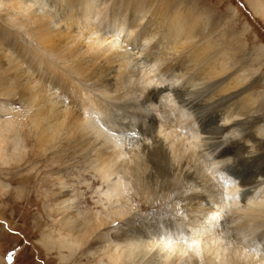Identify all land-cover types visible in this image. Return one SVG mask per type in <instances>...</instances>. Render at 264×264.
I'll list each match as a JSON object with an SVG mask.
<instances>
[{"label": "rangeland", "instance_id": "374dc122", "mask_svg": "<svg viewBox=\"0 0 264 264\" xmlns=\"http://www.w3.org/2000/svg\"><path fill=\"white\" fill-rule=\"evenodd\" d=\"M41 1L44 5L49 4V0L47 2L35 0L29 10L31 12L37 10ZM70 1L74 3L76 0H51V6L38 9L37 11L40 12L37 16L53 13L56 10L59 15L65 17L67 13H64V10L66 5L71 3ZM189 1H196L199 6L205 7L209 13L214 14L215 24L218 22L215 29L219 28L217 31L226 33L224 38L219 37V41L217 39L213 41V50L223 49L222 51L227 52L233 49L231 54L234 55L230 56L228 52V56L234 59L233 64L227 67L213 64L211 76L216 81L228 77L226 85L231 89L228 88L229 91H226L225 95L242 90L244 93H241L240 97L249 100L245 108L258 123L251 128V132L254 129L252 141L246 131L235 127L226 131L224 139L231 140V137L236 136L237 142L240 140L249 142L250 153L259 158L255 164L260 160L263 163L264 152L260 153L264 151V140H262L264 133L261 132L264 128V0ZM97 2H102L98 10L99 13L101 12L98 15L102 18L106 17V10L111 9L116 1ZM255 2L262 7L259 14H255L250 6ZM10 3L9 0H0V121L12 122L17 136H13L14 131L0 132V264H134L132 259L137 257L131 256L129 252L123 253L122 250L120 252L123 254L117 260L108 258L112 255L113 245L117 243L114 239L116 236L122 237L125 232L135 234L136 229H145L152 225L170 226L175 222L185 224L188 216H191L195 209L194 206L186 205L191 186L188 183V175L182 169L183 160H179L182 154L178 153L179 155L171 159L170 155L161 152L157 147L151 148L152 139L145 133L147 115H145L144 101L149 99L152 89L151 87L143 89L142 86L137 85L136 75L131 73L124 63L127 59L118 56L108 60L105 55L94 57L91 54L88 50L89 46L85 43L82 28L85 25L94 26V23L81 22L77 10H70L72 12L70 19L66 16L62 22L60 21L55 31L56 47L54 53H50L39 46L34 30L36 24L33 20H27L28 13L22 12L19 15L20 9L17 10L16 6ZM130 7L128 6L126 10L130 11ZM121 8L123 10L124 7L120 6ZM147 8L149 17L143 20L139 27L137 26L139 22L136 25L128 19L125 20L127 22L124 24L122 38L118 40L119 45H129L130 37L137 36L135 38L138 40L140 30L146 28L152 35L147 38L145 49L154 54L151 55L149 65H155L157 71L155 73H158L157 77L161 81L169 77L173 83L177 81L176 85L182 84L188 77L181 66L184 60L181 61L182 54L187 55L189 50L172 54L170 51L167 52L169 46H164L161 48L163 58L159 59L156 45L158 33L154 31L157 27L150 20L154 17L165 18L166 13L163 10L157 11L154 0L148 3ZM104 33L105 31L101 30L96 35L101 38L108 37ZM205 34L206 32L200 34L199 38L202 39ZM229 38L231 41L228 40ZM197 40L198 37L194 45L199 43ZM222 43H225L223 47H221ZM127 52L129 57H132L134 56L132 53L136 51L133 49ZM166 53L170 54L164 55ZM71 58L81 60L79 69L73 65L74 63L71 64ZM237 64L245 65L240 68L244 70L243 75H240L241 70L238 71L239 77L234 75ZM179 65L182 68H179ZM193 65L194 73L190 72L192 77L197 75L200 69V65L197 66L196 62H193ZM53 69L56 71L54 72ZM196 78L199 84L206 81V85H203L208 87L210 83L208 80H200L197 76ZM88 90L96 93V96L89 100L91 107L83 106L79 101L83 98L81 92L85 93ZM112 95L116 99L115 102L112 101ZM45 98L51 101L45 106L49 107L53 104L55 111L63 110L52 117L59 118L57 123L59 125L52 129L47 127L49 120L43 119L45 108L42 109L43 111L41 107L37 108L38 112L34 108L41 105L38 103L39 100L42 102L41 100ZM96 105L102 109V112ZM40 110L43 113H40ZM171 111L172 107L164 106L154 114L164 116L167 120L163 123L157 117L159 130L168 127L170 121H175L176 114H172ZM91 115L97 127L113 142L110 145L115 144V153L122 154L117 163L124 164V161H129L122 168L120 175V179L125 184L124 197H119L116 201L109 200L103 195L107 192L108 185L101 180L97 171L103 149H96L99 145L95 144L97 140L91 135L93 132L86 130L85 133L90 134L82 135L83 133L80 134L70 127L73 120L79 121L84 116ZM180 118L187 119V115L180 114ZM191 122L190 120V124ZM44 127L48 129L47 135ZM171 127L175 133H179L174 123H171ZM184 130L187 131L186 128ZM38 133H42L41 139ZM78 135L81 136V140ZM182 137L188 138L189 141L194 140L192 136L182 135ZM84 139L87 141L85 142ZM92 140L95 145L91 143ZM15 142L18 146L13 150L12 145H15ZM231 145L233 144H227V146ZM195 146L198 150L201 149L198 151L199 154L200 151L206 150V147L200 148L198 143ZM210 155L216 157V154ZM210 167L212 171L216 168L215 165ZM233 199L237 200V197ZM64 207L66 210H63ZM121 207L124 209L122 217L115 213L120 211ZM125 217L128 218V222ZM72 220L73 224L86 222L83 227L86 229L75 231L70 223ZM103 220L108 223L100 229L99 222ZM124 220L127 223L124 224ZM160 230L162 229L156 230V236ZM209 234L217 236L219 232ZM151 240L153 241L154 238L152 237ZM124 259L126 263H123ZM195 259L198 264H203L198 257ZM136 264L142 263L136 262Z\"/></svg>", "mask_w": 264, "mask_h": 264}, {"label": "bare ground", "instance_id": "6f19581e", "mask_svg": "<svg viewBox=\"0 0 264 264\" xmlns=\"http://www.w3.org/2000/svg\"><path fill=\"white\" fill-rule=\"evenodd\" d=\"M9 1L12 6H16L17 10L20 9L19 15L22 12L28 13L26 17L27 20H33V23L36 24L34 30L39 46L50 53H54V47H56L55 31L59 27L60 21L62 22L66 16L70 19L72 16L70 10L75 9L78 11L81 22L94 23V26L91 27L84 24L85 26L82 28L84 29L83 34H85V43L89 46L88 50L91 54H93L94 57L105 55L108 60L115 59L118 56L127 59L124 60V63L126 68L136 75L137 85L142 86L143 89L148 87L152 89L149 99L144 101L146 106L145 115H147L145 133L152 139L151 148L154 149L157 147L161 152L170 155V157H172L171 159L178 153L182 154V159L181 157L178 158L179 160H183L182 169L188 175V183H190L189 186H191L189 189L190 196L186 199V205L195 207L192 215L188 216L185 224L183 222L182 224L178 222L173 224L170 223V226L165 224L153 226L151 224L152 227L150 226L145 229L135 228V234H128L129 232H125L122 234V237L118 234L119 236L114 238L117 243L113 245V251H111L112 255L107 257L112 260H117L125 251L129 252L131 256L137 257L132 259L134 264H136V262H141L142 264H198L195 257H198L203 264H264V162L261 163L262 161L260 160L261 162L259 161V163L255 164V162H258L257 160H259V158L250 153L251 149L248 145L249 142L241 140L237 142L238 139L233 134L235 138L231 137V140L224 139L226 131L228 129L232 130V128L235 127L241 128L244 132L246 131L245 133H248V138L252 141V132L254 129L251 132V128L256 124L258 125V123L257 120L251 116V112H248L245 108L246 102L249 100L246 101L244 100L245 97H240L241 93L243 94L244 92L241 90L225 95L226 91H229L227 89L230 88L226 85L228 84V77L216 81L210 74L213 64L227 67L232 65L234 60L230 57L234 55L231 54L233 49H229L227 52L222 51L223 49L213 50V41L216 39L219 41V37L224 38V34H226L217 31L219 28L215 29V25H217L218 22L215 24L214 14L209 13L205 7L199 6V3L196 1L154 0L157 11L163 10L166 13L165 18L154 17L150 20L152 23L156 24L157 27V30L154 31L158 33L156 45L158 46L157 50L159 54L157 53V55L159 59L163 58L161 48L164 46H169L167 52L170 51L172 54H179L181 51L189 50L187 55L182 54L183 58L181 59V61L184 59L181 66L184 68V72L188 77L184 82L182 81V84L176 85L177 81L173 83L169 77L161 81L157 77L158 73H155L157 72L155 70V65H149L151 63V55L154 56L153 53L145 49L147 38L152 35L148 33L149 30L143 28L139 32L140 37L138 40L135 38L137 36L134 38L130 37L131 40L128 41L129 45H119L118 40L122 38V33H124L125 30L124 24L127 22L125 20L128 19L129 22L131 21V23L134 24L139 22L138 25L136 24L139 27L142 21L149 17V14H147V7L151 0H115V4L112 5L113 7L108 9V11L106 10V17L102 18L98 15L101 13H99L98 10L102 4V2H97L99 0H76L74 3L70 1L71 3H68L64 10V13H67L66 16L64 15L65 17L61 14L59 15V12L56 10L53 13L37 16L40 12L37 10H42L43 7L46 6H51V0L48 1L50 5H44L41 1L38 3L39 6L37 10H32V12L29 8L33 7V2L35 0ZM107 3L109 4V2ZM120 6L124 7L123 10L122 8L120 9ZM128 6H131L130 11L126 10ZM250 6L255 14H259V12L262 11V7L256 2ZM162 7L164 8L162 9ZM58 8L57 10L60 11ZM60 13L62 12L60 11ZM98 17L100 18L99 20ZM119 17H122V19H119ZM28 23L30 24L31 22ZM99 27L101 30L105 31L104 35L108 37L101 38L96 35L101 31L97 30ZM205 32L206 34L203 35L202 39L199 38V35ZM132 33L134 32L132 31ZM197 37L199 43L194 45ZM228 40H230V38ZM221 45V47H223L225 43ZM129 46L130 48H127ZM187 47L189 48L187 49ZM133 49L136 52L132 53L134 56L129 57L127 51H132ZM228 52L230 56H228ZM168 54L170 53L164 55ZM70 62L71 64L74 63L73 65L76 68H80V59L71 58ZM193 62H196L197 66L200 65V69L197 75L195 74L192 77L190 72L194 73ZM181 66L179 65V68H182ZM243 66L245 67L243 64H237V69L234 72L236 77L243 75L244 70L240 69ZM165 69L171 70V68ZM53 71L55 72L56 70L53 69ZM238 71H240V75ZM196 76L200 80H208L210 82H208V87L206 86V88L204 86L206 85V81H204V85L202 82L201 84L196 82ZM174 78H176V76ZM238 84L240 85V83ZM242 84L244 85L243 82ZM114 93H116V91ZM81 94L84 98L79 100L81 104L91 107L89 100L91 101V99L96 96V93L92 92V90H88L85 93L82 91ZM220 94H222V96ZM245 96L247 97V95ZM34 97L35 96H33V98ZM37 101L35 100V102ZM41 101L42 102L39 100L38 102L39 104L41 103V105L34 107L35 111L40 107L41 110L45 108L44 113L42 112L43 110L39 112L43 113V119L49 120L47 127L52 129L59 125L57 124L59 118L55 119L52 117L63 112V110H61V112L55 111L53 104H50L49 107L45 106L47 102H51L48 98ZM112 101H116L113 95ZM255 101L257 100H254V102ZM100 102H102V98H100ZM167 102H169V104ZM164 106L172 107L171 113L176 114V119H174L175 121H170L169 126H166L165 129L159 130L157 117L160 118L163 123L167 120L164 116L160 117L154 114ZM96 107L102 112V109L98 105H96ZM178 108L179 110L176 112ZM180 114H186L187 119L181 120ZM61 117L64 118L63 116ZM51 118L53 121L52 123L50 122ZM190 120L192 121L191 124ZM8 121H10V119ZM61 122L60 120V123ZM72 122V125H70L71 129L83 133L82 135H84L86 130L93 132L91 135L97 140L95 144L99 145L96 149H103L100 153L102 155L101 162L99 161L100 166L97 169L102 178L101 180L108 185L107 192L103 195L109 200L114 199L115 201L119 199V197L123 198L125 184L120 179V175L122 173V168H124L129 161H124V164L120 162L119 164L117 163L122 157V154L115 153V144L110 145V143L113 142L99 127H97L92 115L84 116L81 120L75 122L73 120ZM171 123L176 125L177 130H179L180 125H182L183 129L186 128L187 131L192 133L191 136L194 140L189 141L188 138L183 139L180 133L177 134L173 131ZM47 127H44L46 135L48 134ZM11 131H14L13 136L16 137L17 132L13 128V123L0 121V132L9 133ZM261 132L264 133V128L261 129ZM88 133H85V135H88ZM224 133L225 135H223ZM263 133L261 134L263 135ZM38 134L41 139L42 133ZM91 135H89V137ZM257 137L259 138V136ZM7 138L9 139V137ZM85 140L86 139H84V141ZM92 141L91 143L94 144V141ZM224 142L226 143L223 144ZM194 143H198L199 147L202 149L206 147V150L200 151L199 154L198 151L201 149L198 150ZM227 144L233 145L227 146ZM17 146L18 144L15 142V145H12L13 150H16ZM257 147L259 148V146ZM150 152L151 150H149V153ZM263 152L264 151L259 153L262 154ZM256 153H258V151ZM210 154H213V156L216 154V157L213 158ZM123 157L126 156L123 155ZM211 165H215V167L223 166L231 173L224 171L223 174L217 175L211 170ZM234 197H237V200H234ZM121 208L122 211L115 212L119 214L120 217H122L124 213L123 207ZM63 210H66V207H64ZM109 215L111 214L109 213ZM109 215L107 216L109 217ZM126 217L124 219H126ZM126 221L124 224L128 222ZM72 222L73 220L70 221V223ZM99 223L101 224H99L98 228L101 229V227L104 228V225L108 223V221L104 222L103 220ZM85 224L86 222L84 224L81 222H74L72 226L75 231H83V229H86L83 228ZM160 228L162 230H160L158 236H156L155 232ZM211 232H219V234H217V236L209 234ZM152 237L154 238L153 241L151 240ZM248 242H252L249 244L250 246L247 244ZM110 244L112 245L111 242ZM121 250L123 253L120 252ZM146 255L147 258H145ZM142 261L147 262L143 263ZM123 263H126V260Z\"/></svg>", "mask_w": 264, "mask_h": 264}]
</instances>
